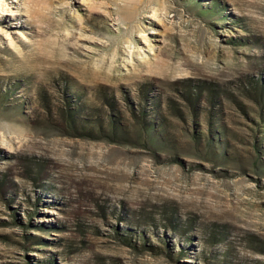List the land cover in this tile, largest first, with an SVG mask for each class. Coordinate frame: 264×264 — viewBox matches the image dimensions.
Returning a JSON list of instances; mask_svg holds the SVG:
<instances>
[{
    "label": "rangeland",
    "instance_id": "obj_1",
    "mask_svg": "<svg viewBox=\"0 0 264 264\" xmlns=\"http://www.w3.org/2000/svg\"><path fill=\"white\" fill-rule=\"evenodd\" d=\"M260 85L264 0H0V264H264Z\"/></svg>",
    "mask_w": 264,
    "mask_h": 264
},
{
    "label": "trees",
    "instance_id": "obj_2",
    "mask_svg": "<svg viewBox=\"0 0 264 264\" xmlns=\"http://www.w3.org/2000/svg\"><path fill=\"white\" fill-rule=\"evenodd\" d=\"M261 86V89L263 88L264 89V86L263 85H260ZM196 87H197V89H198V92H197V94H201V92H203V90H205V89H212L211 87H210V84L209 83H201V85L200 84H197L196 85ZM89 135V134H88ZM90 136V135H89Z\"/></svg>",
    "mask_w": 264,
    "mask_h": 264
}]
</instances>
